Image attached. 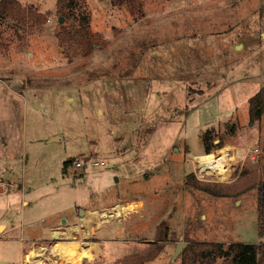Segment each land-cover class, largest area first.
<instances>
[{
    "label": "rangeland",
    "instance_id": "374dc122",
    "mask_svg": "<svg viewBox=\"0 0 264 264\" xmlns=\"http://www.w3.org/2000/svg\"><path fill=\"white\" fill-rule=\"evenodd\" d=\"M19 1L14 15L0 8V264H125L153 241L163 249L144 264H181V242L264 241L257 190L185 184L235 183L264 163V117L250 123L248 102L264 85V0H137L142 15L113 0ZM210 129L225 144L198 155ZM222 149L227 178L195 159ZM77 157L85 168L65 172ZM117 203L120 215L102 214ZM66 220L77 229L62 240L88 258L50 240L22 260L21 237ZM101 221L123 235L92 234Z\"/></svg>",
    "mask_w": 264,
    "mask_h": 264
},
{
    "label": "trees",
    "instance_id": "16d2710c",
    "mask_svg": "<svg viewBox=\"0 0 264 264\" xmlns=\"http://www.w3.org/2000/svg\"><path fill=\"white\" fill-rule=\"evenodd\" d=\"M65 0H60L62 4ZM78 0H70L71 6L75 8ZM114 4L127 3L133 14L142 13V7L137 0H113ZM0 8L4 13L9 12L14 15L20 12L21 4L19 0H1ZM24 12V11H23ZM21 13L22 15L24 13ZM29 15H37L32 10L28 11ZM83 18H87L83 16ZM74 39V37L72 36ZM249 121L254 123L264 117V85L260 90L249 99ZM249 123V124H250ZM237 126L234 125L227 133L235 134ZM203 154H211L216 149L224 146V138L221 137L219 131L210 129L205 131L202 136ZM216 140H219L216 143ZM73 160L64 163V171L68 172V166ZM185 184L188 187L195 188L207 192L215 196H231L236 197L251 190L258 192V215L260 220V235L264 236V163L261 167L243 174L242 179L231 184H213L210 182L198 181L193 173L186 176ZM163 245L159 241L149 243L146 248L140 252L126 255L122 260L126 264H144L150 260H154L160 255ZM181 264H197L200 259L201 263L217 264H264V241L260 243H231L228 247L224 243L216 242H196L191 241L180 255Z\"/></svg>",
    "mask_w": 264,
    "mask_h": 264
},
{
    "label": "crops",
    "instance_id": "0c3cea01",
    "mask_svg": "<svg viewBox=\"0 0 264 264\" xmlns=\"http://www.w3.org/2000/svg\"><path fill=\"white\" fill-rule=\"evenodd\" d=\"M83 157H85V156H83ZM77 158H79V157H77ZM76 158V159H77ZM5 187L4 186H0V204H1V202H2V200H1V197H2V195L5 193ZM3 198V197H2ZM133 203H137V204H139V203H141V205H137V209H136V211H141L143 208H144V201L143 200H136V201H132ZM23 204L25 205V206H28L30 203H29V201L28 200H23ZM116 206H120V210L121 211H125L124 210V206L123 205H121V203H117V205ZM127 206H129L130 208H131V210H132V205H131V202L129 203V204H127ZM142 208V209H141ZM83 211L82 212H84V213H86V216H87V213H90L91 215H90V220H89V222L91 223L92 222V219L94 220V215H95V210L96 209H93V208H91V210H89V209H87V210H85V209H82ZM135 211V212H136ZM11 213V212H10ZM122 213V212H121ZM93 217V218H92ZM3 219H4V217H3ZM2 218H0V228L2 227V231L0 232V233H5L7 230H8V226H9V222L8 221H5V220H3ZM13 219H14V215H13V211H12V215L9 217V220L10 221H13ZM97 223V222H96ZM96 223H93L92 224V229L93 228H95V226H94V224H96ZM13 223L11 222V225H12ZM101 224H102V226L103 227H101L100 228V226L98 227H96L93 231L91 230V233L92 234H102V233H104L105 232V230H106V228L107 229H109V230H111V229H114V231H112L111 233L112 234H114V236L115 237H117V238H119V237H121L122 235H123V228H119V229H115V227L114 228H108V227H106V224H105V222L104 221H101ZM73 226V227H72ZM77 227V225H72V223L70 224L69 222H68V220H66L65 222H64V226H58L57 224H54V223H52V224H47V225H45V226H43V229L40 231V232H38V234H35V232H30V236H29V239H27V240H25L23 237H21L20 238V240L22 241V242H24V241H27V243H25V246H24V250H23V258H22V260L24 261V256H26V258H27V262H28V260H29V257H30V254L28 255L27 254V252H26V255H25V250L26 251H28V253H31V251H33L34 249L35 250H38V249H36L35 248V244H37L38 242H43V244H42V247L43 248H45L46 247V245H47V241H56L55 242V245H54V247H53V249H56V248H58V246H60V244L61 243H63V244H70V243H72V242H64L63 240H62V238H68L67 236H72V230L73 229H77L76 228ZM34 233V234H33ZM68 244V245H69ZM179 245V244H178ZM34 250V251H35ZM144 250V249H143ZM30 251V252H29ZM60 251V250H59ZM85 251H87V250H85ZM61 252V251H60ZM76 254H75V257H77V256H80L81 254H82V252H84V251H82L81 253L80 252H78V250H76ZM85 258H88V257H84V258H82L81 259V261L83 260V259H85ZM21 260V261H22ZM35 260H38V259H35ZM120 260V262H124L123 260H122V258L121 259H119ZM156 260V259H155ZM36 262V261H35ZM150 262V261H149ZM125 263V262H124ZM50 264H53V263H51L50 262ZM126 264V263H125Z\"/></svg>",
    "mask_w": 264,
    "mask_h": 264
},
{
    "label": "bare ground",
    "instance_id": "6f19581e",
    "mask_svg": "<svg viewBox=\"0 0 264 264\" xmlns=\"http://www.w3.org/2000/svg\"><path fill=\"white\" fill-rule=\"evenodd\" d=\"M227 149H222L221 153H223L219 157H212V156H197L195 157L196 162L200 164L201 168L210 170L211 173L217 175V176H223V178H227L229 176V170L226 167V165L229 163V158L226 153ZM229 166V165H228ZM118 214H121L120 206L118 207ZM89 214V213H88ZM93 218V217H92ZM90 220V219H89ZM93 220V219H92ZM70 249L67 252H70V254L75 253V250H77L76 247H70L69 245L66 246ZM84 257H89V253L87 251L82 252L80 256H77L75 258L82 259Z\"/></svg>",
    "mask_w": 264,
    "mask_h": 264
},
{
    "label": "built area",
    "instance_id": "2783aa9c",
    "mask_svg": "<svg viewBox=\"0 0 264 264\" xmlns=\"http://www.w3.org/2000/svg\"><path fill=\"white\" fill-rule=\"evenodd\" d=\"M85 162H86V158H78V159H75L73 162H71V164H69V166H68V172H71L72 174H74L75 175V173L78 171V170H80V169H82V168H85ZM96 164L97 165H103V164H105L103 161L102 162H99V161H97L96 162ZM118 207L119 206H117L116 208H115V210H114V212H110V213H108V212H104V213H102V214H104L105 216H113L112 214L114 213V214H116V215H120V214H118Z\"/></svg>",
    "mask_w": 264,
    "mask_h": 264
},
{
    "label": "water",
    "instance_id": "95a60500",
    "mask_svg": "<svg viewBox=\"0 0 264 264\" xmlns=\"http://www.w3.org/2000/svg\"><path fill=\"white\" fill-rule=\"evenodd\" d=\"M63 19H64V17H61L60 21H62ZM218 142H219V140H216V143H218ZM186 245H187L186 242H181V243H179L178 248H177V251H176V255H177L180 251H182L183 247H186Z\"/></svg>",
    "mask_w": 264,
    "mask_h": 264
}]
</instances>
